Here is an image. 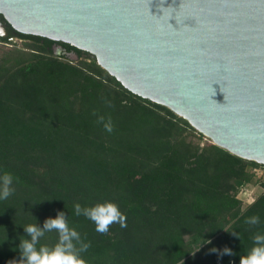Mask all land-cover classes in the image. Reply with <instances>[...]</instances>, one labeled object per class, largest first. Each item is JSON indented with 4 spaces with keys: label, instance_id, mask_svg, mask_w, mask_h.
Instances as JSON below:
<instances>
[{
    "label": "trees",
    "instance_id": "trees-1",
    "mask_svg": "<svg viewBox=\"0 0 264 264\" xmlns=\"http://www.w3.org/2000/svg\"><path fill=\"white\" fill-rule=\"evenodd\" d=\"M15 32L25 46L0 51V264H264V191L238 197L261 164L91 53Z\"/></svg>",
    "mask_w": 264,
    "mask_h": 264
},
{
    "label": "water",
    "instance_id": "water-1",
    "mask_svg": "<svg viewBox=\"0 0 264 264\" xmlns=\"http://www.w3.org/2000/svg\"><path fill=\"white\" fill-rule=\"evenodd\" d=\"M0 14V37L9 24L87 51L131 92L264 164V0H0Z\"/></svg>",
    "mask_w": 264,
    "mask_h": 264
},
{
    "label": "rangeland",
    "instance_id": "rangeland-1",
    "mask_svg": "<svg viewBox=\"0 0 264 264\" xmlns=\"http://www.w3.org/2000/svg\"><path fill=\"white\" fill-rule=\"evenodd\" d=\"M25 43V40L18 37H13L8 42L0 41V51L7 50L14 45L25 46ZM205 141H211V139L207 137L203 139V142ZM255 168H253V171H255ZM261 173L263 172L258 171L253 179V182L240 189L238 197L242 199L243 207L252 203L264 191V187L262 186V180H264V176H261Z\"/></svg>",
    "mask_w": 264,
    "mask_h": 264
},
{
    "label": "flooded vegetation",
    "instance_id": "flooded-vegetation-1",
    "mask_svg": "<svg viewBox=\"0 0 264 264\" xmlns=\"http://www.w3.org/2000/svg\"><path fill=\"white\" fill-rule=\"evenodd\" d=\"M0 18L3 22L6 23V21L4 20L3 16L0 14ZM15 30L8 24L7 25V34L4 36V37H0V38H9V39H12L14 35ZM52 48L54 49V51L57 53L59 52L62 53V52H67V54L71 57L73 54H75V52H71V51H65L66 50V47L64 46V44L62 42H55L53 41V44H52Z\"/></svg>",
    "mask_w": 264,
    "mask_h": 264
},
{
    "label": "built area",
    "instance_id": "built-area-1",
    "mask_svg": "<svg viewBox=\"0 0 264 264\" xmlns=\"http://www.w3.org/2000/svg\"><path fill=\"white\" fill-rule=\"evenodd\" d=\"M258 171H261L263 173H261V176H264V164H261L260 166H258V168H255V173L257 174Z\"/></svg>",
    "mask_w": 264,
    "mask_h": 264
}]
</instances>
